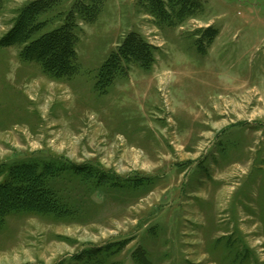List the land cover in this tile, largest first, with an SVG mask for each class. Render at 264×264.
Returning <instances> with one entry per match:
<instances>
[{
	"label": "rangeland",
	"instance_id": "obj_1",
	"mask_svg": "<svg viewBox=\"0 0 264 264\" xmlns=\"http://www.w3.org/2000/svg\"><path fill=\"white\" fill-rule=\"evenodd\" d=\"M32 1L0 10V181L57 201L0 221V264H264V0H103L63 79L4 42ZM132 34L150 62L99 77Z\"/></svg>",
	"mask_w": 264,
	"mask_h": 264
},
{
	"label": "trees",
	"instance_id": "obj_2",
	"mask_svg": "<svg viewBox=\"0 0 264 264\" xmlns=\"http://www.w3.org/2000/svg\"><path fill=\"white\" fill-rule=\"evenodd\" d=\"M102 1L75 0L73 7L64 14L54 10L57 0L32 1L20 10L4 42L8 45L22 44L20 58L36 62L48 76L56 79L73 77L80 66L77 15L90 20ZM4 2L5 0H0V10ZM150 3H155L154 7L160 15L168 16L163 8V0H150ZM176 5H180L179 11L189 8L181 1ZM56 19H59V24L48 29V25H53L52 20ZM148 51L144 39L132 34L116 51L114 58L106 60L98 76L103 77V73H106L108 81H112L120 74L123 62L125 65L132 62L147 65L151 59ZM9 171L7 179L0 181V221L14 212L51 211L56 208L57 197L54 198L55 195L44 182V169H39L34 164H20L11 167Z\"/></svg>",
	"mask_w": 264,
	"mask_h": 264
}]
</instances>
